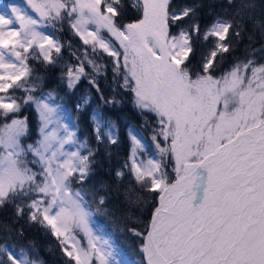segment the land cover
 <instances>
[{
    "label": "snow or ice",
    "instance_id": "snow-or-ice-1",
    "mask_svg": "<svg viewBox=\"0 0 264 264\" xmlns=\"http://www.w3.org/2000/svg\"><path fill=\"white\" fill-rule=\"evenodd\" d=\"M131 7L139 16L125 23V0L0 6V208L12 205L18 217L48 230L67 264H138L93 219V205L99 212L106 203L104 183L86 188L97 149L80 139L77 120L53 93L35 95L31 62L57 64L64 45L49 30L66 23L87 46L77 64L66 66L68 89L86 76V66L102 72L93 57H112L120 87L141 114H154L158 127L151 139L159 155L175 162L173 179L162 160L138 159L146 145L128 129L131 154L115 178L130 176V184L158 193L144 229H128L141 240L140 264H264V63L237 60L216 75L246 23L264 33V18H256L254 0H240L231 20L218 18L204 29L193 6L177 10L171 0H132ZM201 42L210 47L194 69L191 57ZM89 83L100 92L94 78ZM100 99L119 103L102 93ZM89 104L90 97H82L77 113ZM30 105L38 116L33 143H27L28 119L20 117ZM90 120L97 144H117L114 120L98 108ZM10 239L9 233L0 242V264H42Z\"/></svg>",
    "mask_w": 264,
    "mask_h": 264
},
{
    "label": "trees",
    "instance_id": "trees-1",
    "mask_svg": "<svg viewBox=\"0 0 264 264\" xmlns=\"http://www.w3.org/2000/svg\"><path fill=\"white\" fill-rule=\"evenodd\" d=\"M132 0H125L128 10L124 22H131L138 18L139 13L131 7ZM256 3V18L261 19V0H254ZM172 6L180 10L185 6L196 8V20L204 29L210 26L216 19L231 20L236 12V6L240 0H171ZM188 23L181 24L184 27ZM56 39L64 47L62 48V58L55 66L43 65L38 61H32L33 79L36 80L37 90L35 94L42 92L53 93L56 100L63 105L69 114L77 120L79 130L77 135L81 140L87 138L88 143L94 149H97L95 163L93 164L94 176L86 184V188L95 185L99 188L101 183L106 185V189L101 191L106 196V203L102 210L95 211L93 205V219L110 232L114 240L123 247L128 253L134 252V247H139L141 240L135 237L128 229L136 228L143 230L147 221H149L152 211L157 203L158 193H149L130 184V176L122 182L115 178L117 169L123 168L125 162H128L130 141L127 135L129 127L134 128L145 141L146 151L139 152V157L143 158L144 154L148 155L155 152L159 159L162 160L165 169L174 179L173 168L175 162L172 157H161L155 147L151 137L154 129L158 127L154 114H141L134 106L131 94L120 87L122 79L116 77L113 72L112 57L105 53L93 57L97 64L103 66L101 73L97 74L92 67L86 66V76H82L75 88L68 89L66 78L63 77L66 66L78 63L76 56H81L85 47L79 37L75 36L72 30L65 23L59 30L50 29ZM178 29H173L177 32ZM231 35V31H230ZM71 47H68V45ZM210 45L202 42L195 45L194 55L191 57V67L198 69L201 59L207 55ZM75 52L74 56L72 53ZM246 58L255 59L258 63H264V33L254 28L251 22L246 23L244 30L239 38L233 39L232 49L225 53L223 59L217 65L216 75H222L228 71L237 60ZM116 77V80H114ZM95 79L99 87L98 93L96 87L89 83ZM119 81L117 83L116 81ZM101 93L106 100H115L119 103L106 104L100 99ZM22 95V93H17ZM90 97V104L86 105L80 113L76 111V104L82 97ZM99 109L105 117L111 118L117 125V139L115 145L109 144L107 140L103 144H97L93 134V125L90 116L93 109ZM20 117H27L30 128V137L27 143H33L37 138L35 135L37 120L30 106H25ZM127 172V169H124ZM131 189V191L129 190ZM106 209V210H104ZM5 229L8 231L6 232ZM23 233L20 235V233ZM11 239L9 243H14L17 251L24 248L28 252L29 259H38L42 264H67L68 258L63 254L61 246L48 230L40 225L29 222L27 216H17L15 208L12 205L0 208V242L2 238L9 234ZM129 254V255H130ZM139 258L142 262L139 252Z\"/></svg>",
    "mask_w": 264,
    "mask_h": 264
},
{
    "label": "rangeland",
    "instance_id": "rangeland-1",
    "mask_svg": "<svg viewBox=\"0 0 264 264\" xmlns=\"http://www.w3.org/2000/svg\"><path fill=\"white\" fill-rule=\"evenodd\" d=\"M12 2H17V3H19L20 0H0V6H3L4 4H10V3H12ZM24 3L26 4V0H24ZM49 31H50V30H49ZM42 93H43V94H47L48 92H42ZM42 93L35 94V95L39 96V95H41ZM57 102H58V101H57ZM30 108H31L32 111L34 112L35 120H37V123H38V116H37V113H36L35 107L30 105ZM37 127H38V124H37ZM37 127H36V129H37ZM129 128H132V127H129ZM129 128H128V129H129ZM127 135H128V130H127ZM140 136H141V135H140ZM128 138H129V141H130L129 154H128V159H129V156H130V154H131V149H132V142H131V138L129 137V135H128ZM143 142L145 143L144 140H143ZM145 145H146V144H145ZM143 153H144V152H143ZM149 158L159 159V156H158L155 152H153V153H151V154H148V155L144 154L143 158L139 157V155H138V159L143 160V161H147ZM163 159H165V157H163ZM157 197H158V196H157ZM132 250H134V252L132 251L131 254L128 253V254H130V255H129L130 258L133 259V260H135V261H137L138 264H140V262H141V261H140V258H139L140 248H139V247H134ZM140 256H141V258H142V254H141V253H140ZM142 261H143V260H142Z\"/></svg>",
    "mask_w": 264,
    "mask_h": 264
},
{
    "label": "water",
    "instance_id": "water-1",
    "mask_svg": "<svg viewBox=\"0 0 264 264\" xmlns=\"http://www.w3.org/2000/svg\"><path fill=\"white\" fill-rule=\"evenodd\" d=\"M158 205V197H157V203H156V206ZM150 218H151V216H150ZM150 220V219H149Z\"/></svg>",
    "mask_w": 264,
    "mask_h": 264
}]
</instances>
